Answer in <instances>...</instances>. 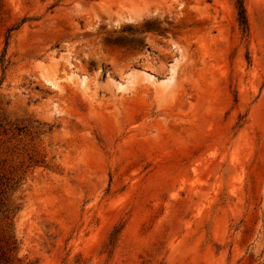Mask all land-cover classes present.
I'll use <instances>...</instances> for the list:
<instances>
[{
  "label": "rangeland",
  "instance_id": "1",
  "mask_svg": "<svg viewBox=\"0 0 264 264\" xmlns=\"http://www.w3.org/2000/svg\"><path fill=\"white\" fill-rule=\"evenodd\" d=\"M0 0V264H264V0Z\"/></svg>",
  "mask_w": 264,
  "mask_h": 264
},
{
  "label": "trees",
  "instance_id": "2",
  "mask_svg": "<svg viewBox=\"0 0 264 264\" xmlns=\"http://www.w3.org/2000/svg\"><path fill=\"white\" fill-rule=\"evenodd\" d=\"M237 8H238V23L241 28L245 31L248 28L247 18L245 14V9L243 5V0H236Z\"/></svg>",
  "mask_w": 264,
  "mask_h": 264
}]
</instances>
